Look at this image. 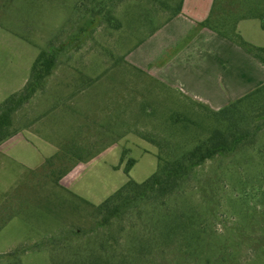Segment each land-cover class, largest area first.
Here are the masks:
<instances>
[{
	"label": "rangeland",
	"instance_id": "obj_1",
	"mask_svg": "<svg viewBox=\"0 0 264 264\" xmlns=\"http://www.w3.org/2000/svg\"><path fill=\"white\" fill-rule=\"evenodd\" d=\"M178 4L0 0V104L23 89L41 52L58 53L43 88L14 116L17 139L0 149V264H264V130L253 146L198 168L171 202L203 216L204 233L187 249H161L150 209L104 226L83 202L99 205L157 171L160 150L143 135L188 148L205 137L174 127V113L198 121L205 110L194 101L229 105L258 88L236 78V53L201 39L199 28L150 40ZM238 31L264 48L260 20Z\"/></svg>",
	"mask_w": 264,
	"mask_h": 264
},
{
	"label": "trees",
	"instance_id": "obj_2",
	"mask_svg": "<svg viewBox=\"0 0 264 264\" xmlns=\"http://www.w3.org/2000/svg\"><path fill=\"white\" fill-rule=\"evenodd\" d=\"M183 2L184 0H179L169 22L181 14ZM253 19L260 20L264 30V0H215L210 16L201 26L238 44L264 64V48L245 41L238 31L240 22ZM57 59L58 53L54 49L41 52L23 89L0 104V146L19 133L14 128L15 114L43 88L44 82L57 66ZM193 104L205 110V113L195 115L198 121L187 113L179 112L174 113L170 121L174 127L181 128L185 133H194L197 129L205 137H197L195 145L188 148L171 140L160 141L152 135H143L145 141L160 150L157 155L158 169L143 183L128 180L99 205L83 200L92 208L93 214L101 218V224L106 226L122 218L125 223L132 220L134 215L140 216L144 209H150V216L156 219L155 224L160 228L158 235L162 240V250L165 247L170 248L171 245L178 247L179 244L182 249H187L189 244L199 241L204 233L200 227H205V224L199 222L203 216L191 210L174 209L171 202L186 192L198 168L217 156L256 143L264 130V84L219 110L201 102L194 101ZM256 118L261 119V123H257ZM135 163L133 159L129 160L127 174ZM62 176L56 180L58 185ZM196 223L199 224V229L196 228ZM151 243L152 240L141 247L146 249L152 246ZM9 256L15 258L16 252ZM91 264L99 263L95 261Z\"/></svg>",
	"mask_w": 264,
	"mask_h": 264
},
{
	"label": "crops",
	"instance_id": "obj_3",
	"mask_svg": "<svg viewBox=\"0 0 264 264\" xmlns=\"http://www.w3.org/2000/svg\"><path fill=\"white\" fill-rule=\"evenodd\" d=\"M214 2L215 0H184L181 14H179L177 17L171 20L163 28H161L156 34L152 36L150 40H153V38L154 39L157 38L161 34H164L171 29H177V30L181 29L183 31L184 29L199 28L198 35H200L201 39L204 38L206 41L213 43L214 47L220 49L221 51L225 49H229L232 50L234 53H236L238 66H239L238 72L235 75L236 78L238 77L243 78L245 76H248L249 78L248 81L256 82L257 80H259L260 81L259 84L256 85H258V87L262 86L264 84V65L262 64L260 59H258L256 56L249 53L248 51H245L240 47L236 46L230 40L218 35L217 33L213 32L212 30L206 27L201 26V23L206 21L210 16V13L214 6ZM188 13H190V15ZM142 48L143 45L140 48H138V50L139 49L141 50ZM136 52H140V51H136ZM137 57H139L137 56V53H133L131 59L135 63H137L136 64L137 66H140V64L136 60L138 59ZM230 80H234L233 77H230ZM243 87H245L244 82L238 83V89H242ZM236 89L237 88H234V90ZM245 95L246 94H242L241 96H238L236 99H239ZM194 98H196V96ZM201 103L210 106L214 110H219L227 106V105H216L214 102L212 103L209 100L201 101ZM17 137L18 136H15L9 139L8 141H6L5 143H3L0 146V149L5 144H10L11 142H15ZM20 143L21 142L19 141V143L16 144H20ZM12 144H14V146L16 145L15 143Z\"/></svg>",
	"mask_w": 264,
	"mask_h": 264
}]
</instances>
